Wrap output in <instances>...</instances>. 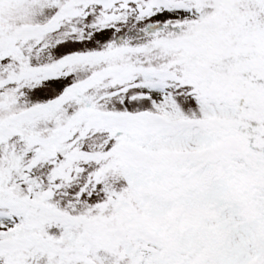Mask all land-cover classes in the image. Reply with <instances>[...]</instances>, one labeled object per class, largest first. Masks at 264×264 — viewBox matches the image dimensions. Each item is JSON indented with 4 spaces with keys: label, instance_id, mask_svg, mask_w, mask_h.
Listing matches in <instances>:
<instances>
[{
    "label": "snow or ice",
    "instance_id": "6c2138e0",
    "mask_svg": "<svg viewBox=\"0 0 264 264\" xmlns=\"http://www.w3.org/2000/svg\"><path fill=\"white\" fill-rule=\"evenodd\" d=\"M0 264H264V0H0Z\"/></svg>",
    "mask_w": 264,
    "mask_h": 264
}]
</instances>
